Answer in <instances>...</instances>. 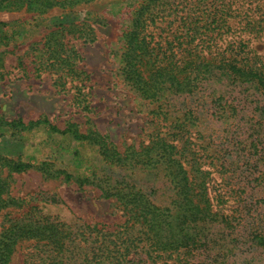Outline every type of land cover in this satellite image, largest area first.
<instances>
[{"label": "rangeland", "instance_id": "1", "mask_svg": "<svg viewBox=\"0 0 264 264\" xmlns=\"http://www.w3.org/2000/svg\"><path fill=\"white\" fill-rule=\"evenodd\" d=\"M140 1L94 0L68 13L76 23L83 21L80 9L99 15V23L89 21L95 29V41H85L78 34L65 37L68 45L75 46L85 57L90 74L85 86L78 80L56 86L49 72L35 71L34 55L43 48L49 31L44 28V15L33 19L34 13L26 7L0 10V118H21L26 124L41 121L29 128L0 123V154L33 164L53 162L55 168L66 169L80 179L103 182L110 177L112 183L125 179L148 192L155 203L170 205L175 189L165 168L109 164L97 146L71 133L54 131L44 123V117L62 130L76 122L81 132L92 128L108 134L122 152L129 146L148 145L158 132L180 147L186 140L188 151L197 150L202 167L211 172L210 196L215 197V208L224 221L206 229L216 244L209 255L200 258V264H264V247L255 243L257 233H264V96L258 95L254 87L225 79L208 86L201 98L171 97L163 107L144 99L121 73L123 32ZM61 12L48 15L53 16V21ZM254 16L258 25L264 24V9H258ZM252 44L264 53V33L256 36ZM44 78L53 84L48 86ZM46 88L49 93L44 98ZM214 93L220 98L211 102ZM191 108L193 111H189ZM170 112L184 116L186 123L180 125L183 130L164 119V113L170 116ZM173 131L183 132L175 136ZM63 177L48 178L35 168L13 173L9 193L25 200V205L0 212V232L7 216L31 210L44 211L51 220L77 229L87 223L115 231L125 224L127 217L118 203L102 197L98 186L86 183L81 188L77 181L68 182ZM176 217L180 218L179 212ZM131 233L136 230L126 232L125 237ZM40 245L35 240H21L12 264H43L44 246ZM139 252L132 255L139 257L137 264H151L146 252ZM226 252L228 258L223 263Z\"/></svg>", "mask_w": 264, "mask_h": 264}, {"label": "trees", "instance_id": "2", "mask_svg": "<svg viewBox=\"0 0 264 264\" xmlns=\"http://www.w3.org/2000/svg\"><path fill=\"white\" fill-rule=\"evenodd\" d=\"M92 1L0 0V10L26 7L34 13L33 19L35 15H44V28L49 31L44 36L43 48L34 55L35 71L49 72L56 86H65L74 80L85 86L90 75L85 68V57L75 46H69L65 37L78 34L85 41L96 40L94 26L89 21L99 23L98 12L90 15V9H80L82 23H76L75 17L72 20L68 14L76 6ZM261 8L264 9L261 0H141L123 32L121 73L139 95L159 107L171 97L201 98L208 86L225 79L254 87L258 95L264 96V53L252 44L256 36L264 33V24L258 25V19L254 18ZM60 10L57 20L52 21L53 16L49 15ZM81 86L76 88L82 89ZM213 96L211 102L220 98L216 93ZM154 112L161 114V111ZM188 114L193 116V112ZM183 118L173 112L170 116L164 113V119L172 120L180 130H183L180 125L186 123ZM40 122L26 124L21 118L11 121L0 118L2 124L23 128ZM44 123L54 131L71 133L97 146L109 164L121 167L151 164L158 169L165 168L175 197L170 205H160L148 192L125 179L115 183L109 181L110 177L103 182L88 177L80 179L66 169L55 168L53 162L33 164L0 154V212L8 207H24L25 200L9 193L11 178L13 173L35 168L48 178L63 174L64 180H75L81 188L86 183L98 186L101 196L115 199L127 217L119 230L111 231L87 223L73 228L51 220L44 211L7 216L0 232V264H12L21 240H35L41 243L40 248L44 246L43 264H137L139 257L132 255L140 253L139 250L146 252L151 264H200V258L211 253L216 241L206 229L210 224L224 221L215 208V197L210 196L211 172L202 167L197 150L188 151L186 140L180 147L158 132L152 135L148 145L129 146L122 152L108 134L99 130L89 128L81 132L76 122L62 130L47 117ZM179 132L172 134L178 136ZM175 211L179 212V219ZM134 229L136 233L125 237L126 232ZM255 243L264 247V233H257ZM227 258L226 252L221 262L226 263Z\"/></svg>", "mask_w": 264, "mask_h": 264}, {"label": "crops", "instance_id": "3", "mask_svg": "<svg viewBox=\"0 0 264 264\" xmlns=\"http://www.w3.org/2000/svg\"><path fill=\"white\" fill-rule=\"evenodd\" d=\"M45 77V76H44ZM45 79H47V78H44V83L45 84H47V83H49V81H47L46 82V80ZM53 83L51 82V80H50V83H49V85L51 86ZM48 85V84H47ZM48 85V86H49ZM48 89L46 88V89H44V98H47V93H49V91H47ZM51 93V92H50Z\"/></svg>", "mask_w": 264, "mask_h": 264}]
</instances>
